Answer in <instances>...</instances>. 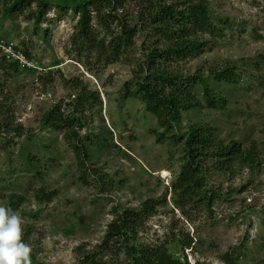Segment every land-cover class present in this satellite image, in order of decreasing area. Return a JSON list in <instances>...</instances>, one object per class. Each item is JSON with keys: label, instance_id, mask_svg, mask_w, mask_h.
Instances as JSON below:
<instances>
[{"label": "rangeland", "instance_id": "374dc122", "mask_svg": "<svg viewBox=\"0 0 264 264\" xmlns=\"http://www.w3.org/2000/svg\"><path fill=\"white\" fill-rule=\"evenodd\" d=\"M207 1L220 37L200 35L203 53L172 69L197 77L233 66L244 78L235 86L210 81L222 109H207L197 88L202 107L183 114L176 139L160 135L141 101L121 96L145 59L148 30L138 33L133 50L108 64L75 42L77 15L52 9L36 26V4L9 15L10 1L0 0V43L13 44L35 66L8 60L0 50V205L15 204L22 217L31 264H80L86 254L102 264H133L121 244L112 252L100 247L121 213L150 200L159 205L146 221L140 218L133 246L164 248L178 264H227L226 256L237 264H264V0ZM137 11L129 4L120 14L129 19ZM95 26L100 39L107 37ZM54 108L64 118L75 112L77 137L50 127ZM196 124L215 128L222 143L252 150L255 164L219 171L205 159L203 187L184 195L175 187L185 136Z\"/></svg>", "mask_w": 264, "mask_h": 264}, {"label": "trees", "instance_id": "16d2710c", "mask_svg": "<svg viewBox=\"0 0 264 264\" xmlns=\"http://www.w3.org/2000/svg\"><path fill=\"white\" fill-rule=\"evenodd\" d=\"M6 14H22L36 4L33 17L38 26L43 17L57 10L61 16L73 13L79 17L75 42L81 41L108 64L121 60L126 52L136 47V38L141 31H147L149 42L143 48L145 59L138 64L133 81L125 86L126 99H138L146 110L157 119L164 133L175 134L182 122L183 114L202 107L196 93L202 89L206 108L222 109L224 100L218 96L210 81L217 87L235 86L243 81L242 72L233 66L224 69L207 70V76L185 77L173 70L176 61L199 57L206 49L200 35L220 37V25L214 23L212 11L207 0H183L179 5L168 4L170 0H9ZM9 4V3H8ZM138 7L137 15L128 19L120 14L127 5ZM103 28L107 37L100 39L96 26ZM115 26V28H114ZM27 56L28 54L24 52ZM243 77V78H242ZM85 97L76 105H82ZM83 102V104H84ZM81 107V106H80ZM80 120L75 112L64 118L60 109L54 108L47 117V123L58 132L64 129L74 132L75 123ZM77 137V136H76ZM175 138L177 136L175 134ZM66 139H70L69 134ZM74 150L79 153L78 145ZM185 158L176 184V191L191 195L202 188L203 179L199 177L202 163L211 159L217 170L229 167H253L255 157L252 150H245L240 143L220 142L215 128L196 124L188 129L185 136ZM44 202L43 198H38ZM50 200V198H47ZM45 199L46 201H48ZM159 202L150 200L140 210L127 209L108 226L102 251L112 252L117 245L125 249L128 261L133 264H178L164 248L142 250L133 246L139 220L146 221ZM8 207L17 212L15 204ZM141 218V219H140ZM190 247V244L187 245ZM82 264H102L96 254H86ZM227 264H237L226 256ZM80 263V264H81Z\"/></svg>", "mask_w": 264, "mask_h": 264}, {"label": "clouds", "instance_id": "9594fccd", "mask_svg": "<svg viewBox=\"0 0 264 264\" xmlns=\"http://www.w3.org/2000/svg\"><path fill=\"white\" fill-rule=\"evenodd\" d=\"M23 219L0 205V264H31V248L23 242Z\"/></svg>", "mask_w": 264, "mask_h": 264}, {"label": "built area", "instance_id": "2783aa9c", "mask_svg": "<svg viewBox=\"0 0 264 264\" xmlns=\"http://www.w3.org/2000/svg\"><path fill=\"white\" fill-rule=\"evenodd\" d=\"M0 50L4 54V57L8 60H14L17 63L19 62L22 66L29 69H35L33 63L25 57L23 54H20L13 44L0 43Z\"/></svg>", "mask_w": 264, "mask_h": 264}]
</instances>
